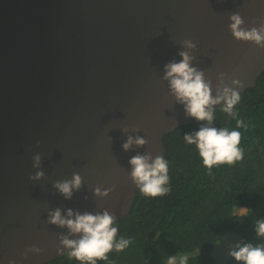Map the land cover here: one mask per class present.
<instances>
[{"label": "water", "instance_id": "obj_1", "mask_svg": "<svg viewBox=\"0 0 264 264\" xmlns=\"http://www.w3.org/2000/svg\"><path fill=\"white\" fill-rule=\"evenodd\" d=\"M233 15L264 30V0H0V264L72 250L82 233L51 223L57 210L126 217L130 160L165 159L164 136L193 119L165 78L180 53L213 99L255 86L264 40L237 39ZM75 176L70 195L57 187Z\"/></svg>", "mask_w": 264, "mask_h": 264}, {"label": "trees", "instance_id": "obj_2", "mask_svg": "<svg viewBox=\"0 0 264 264\" xmlns=\"http://www.w3.org/2000/svg\"><path fill=\"white\" fill-rule=\"evenodd\" d=\"M223 107L224 102L212 107V126L241 133L243 159L211 169L203 165L196 146L183 136L199 131L207 121L193 117L190 124L166 134L169 182L164 187L170 191L151 197L137 187L130 212L112 224L117 228L114 243L124 238L131 244L121 252L113 247L108 260L96 259L95 264H167V257L183 255L188 256L187 264H217L213 252L227 233L238 235L241 246H264L254 223L264 220V72L253 88L240 94L232 110L235 116ZM238 119L248 127L237 128ZM242 208L247 212L237 215ZM70 251L45 264H90L70 258ZM226 264L244 262L230 255Z\"/></svg>", "mask_w": 264, "mask_h": 264}, {"label": "clouds", "instance_id": "obj_3", "mask_svg": "<svg viewBox=\"0 0 264 264\" xmlns=\"http://www.w3.org/2000/svg\"><path fill=\"white\" fill-rule=\"evenodd\" d=\"M231 19L234 21L230 25L233 35L237 39L254 40L260 43L264 40V30L257 31L253 28L246 31L240 28L242 23L238 15H233ZM188 47H194L191 41H185ZM180 55L183 60L180 63H169L166 68V79L170 80V85L177 100L186 105L188 115L194 117L198 121H207V126H202L199 131L194 134H185L184 141L189 145H195L199 156L202 158L203 165L211 169L214 165L233 164L243 159V152L238 147L241 140V133L236 130L229 131L227 128H216L212 126L214 116L212 106L224 102L223 112L230 116L236 114L232 111L233 107L240 101V93L230 88H224L223 95H218L215 99L211 97L210 87L202 78V73L197 72L189 66L190 57L187 53L182 52ZM239 84V81H233ZM242 86V85H241ZM237 128H247L248 125L243 120L236 121ZM138 145H143L145 141L137 138L135 141ZM132 143L129 138L128 143L124 144L127 149ZM39 160V157H36ZM148 156H135L130 160L133 166L132 178L137 183L139 190L146 196L157 197L163 196L170 191V188L164 187L169 182L168 161L161 156H157L151 163ZM211 174V173H210ZM43 173H37L39 178ZM80 183L79 176H75L74 180L69 183L58 184L57 187L70 195L71 186H78ZM69 216L72 212L69 211ZM115 217L104 212L103 215H76L75 220L64 219L57 210L51 214V223L67 225L73 233H82L79 240L63 239L62 243L72 249L68 254L70 258L79 261H88L95 264L96 259L108 260L107 253L113 247L117 252L123 251L129 244L130 239L121 238L114 243L117 228L112 227ZM256 224V233L258 237H264V220L254 221ZM236 261H243L244 264H264V246H254L251 243H245L243 246L236 245V249L230 251ZM187 264L188 256H170L167 257V264Z\"/></svg>", "mask_w": 264, "mask_h": 264}, {"label": "rangeland", "instance_id": "obj_4", "mask_svg": "<svg viewBox=\"0 0 264 264\" xmlns=\"http://www.w3.org/2000/svg\"><path fill=\"white\" fill-rule=\"evenodd\" d=\"M247 211L246 209L236 210L237 215H243ZM241 238L234 233H227L222 241H220L213 252V257L216 260L217 264H226L230 255V251L236 249V245L240 244Z\"/></svg>", "mask_w": 264, "mask_h": 264}, {"label": "bare ground", "instance_id": "obj_5", "mask_svg": "<svg viewBox=\"0 0 264 264\" xmlns=\"http://www.w3.org/2000/svg\"><path fill=\"white\" fill-rule=\"evenodd\" d=\"M242 209H244V208H242Z\"/></svg>", "mask_w": 264, "mask_h": 264}]
</instances>
